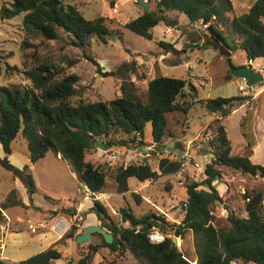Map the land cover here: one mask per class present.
I'll return each instance as SVG.
<instances>
[{
  "label": "trees",
  "instance_id": "obj_1",
  "mask_svg": "<svg viewBox=\"0 0 264 264\" xmlns=\"http://www.w3.org/2000/svg\"><path fill=\"white\" fill-rule=\"evenodd\" d=\"M106 1L112 8L117 0ZM231 11V0H155V9L123 22L122 26L145 40H151L152 29L164 19V14L177 12L184 15L190 26L196 23L207 25L210 39L217 44L218 49L220 42L224 44V39L214 24L222 22ZM21 14L22 29L30 39L40 37L45 41H53L58 38V30H62L73 36L72 44L76 47H83L91 36L107 44L109 32L104 25V18L87 20L76 6L66 4L63 0H12L8 6H0V20H11ZM262 19L264 0H255L246 14L229 22L231 31L241 37L238 48L244 51L248 61L264 57ZM166 25L174 24L168 22ZM158 45L165 50L172 48L165 42H158ZM26 47L23 44L22 49ZM86 59L97 66L92 58L87 56ZM225 61L229 69L234 67L230 58ZM130 70L134 71V68ZM25 76L30 82L29 88L0 86V146L3 153L0 166L21 182L29 201L36 192L29 166L18 169L7 160L11 154V144L20 133L26 141L30 164L44 158L49 150L57 152L69 163L78 182L91 194H99L106 187V172L102 166L85 161L86 153L95 148L94 141L102 140L108 151L114 147L124 150L143 149L148 147L143 141L144 128L146 123H150L152 145L163 153L159 145L163 138L171 137L165 115L172 112L187 114L191 108V103L183 99L186 82L182 79L165 76L151 79L147 83L145 101L137 94L133 82L123 81L119 86L120 97L107 102H89L79 99L81 94L76 87L79 82L77 75L58 70L47 61L38 62L25 71ZM232 78L228 71L224 81ZM191 89L193 97L195 88ZM73 99L77 101L73 102ZM247 100L246 97L236 96L202 102L206 111L218 117L211 125L214 132L210 143L212 160L206 163L201 182H190L185 186L184 214L179 225H169L157 213L136 217L129 208H121V221L128 227L120 228L107 222V209L100 201L94 200L90 212L95 214L100 226L114 238L112 244L103 243L100 246L112 252L128 249L147 264H188L170 237L165 238L161 244L148 242L146 232L155 227L163 234H173L175 237H181L186 231L191 232L195 264H264L262 193H245V216L237 217L230 211L224 227L214 225L215 216L211 211L212 206L222 203L220 194L212 185L221 176L219 168H227L243 176L264 178V165L254 164L248 157L231 154L230 141L220 122ZM255 102L261 103L264 114V92ZM180 148V144L175 143L173 149ZM183 166L182 160L178 158L162 157L154 171L148 164L132 161L115 170L113 183L118 194H125L130 178L139 182L155 181L180 173ZM13 204L18 206L21 203L16 200ZM135 226H140L137 234H134ZM77 232L78 229L72 227L62 240L76 237ZM100 246H90L88 254L79 264H89ZM60 258L59 251L49 248L14 264H51Z\"/></svg>",
  "mask_w": 264,
  "mask_h": 264
},
{
  "label": "rangeland",
  "instance_id": "obj_2",
  "mask_svg": "<svg viewBox=\"0 0 264 264\" xmlns=\"http://www.w3.org/2000/svg\"><path fill=\"white\" fill-rule=\"evenodd\" d=\"M11 1L0 0V6L2 4L8 6ZM63 1L66 4L76 6L87 20L103 17L104 25L109 32L107 44L101 43L96 36H91L83 47H76L72 44L73 36L62 30H58V38L53 41H45L40 37L30 39L26 37L22 29L23 14L11 20H0V86L29 88L30 82L25 76V71L40 61H47L54 64L58 70L77 75L79 82L76 87L81 94L79 99L89 102H107L120 97L119 86L123 81L133 82L137 88V94L145 101L147 82L149 80L159 76L182 79L186 82L184 88L185 97L183 99L190 102L191 107L194 106V109L189 113L188 120H178L184 117L181 113L166 114L169 131L173 138L179 140L177 143L180 144V149H183L182 142L184 141H182V138L186 133L187 126L186 137L192 138L199 132L201 125L209 118V113L205 107H201L202 102L237 92L236 86L229 85L225 87L222 83L221 77L226 71L227 63L225 58L219 55L217 44L210 39V32H206L201 23L190 26L181 13H176L177 15L173 16L165 15L164 19L152 29V39L145 40L122 26L123 22L135 19L137 11L139 13L143 11L139 4L133 0H117L112 8L106 0ZM254 1L234 0L237 14L239 13L238 9L243 8L244 4L253 3ZM150 5L152 10L155 9V0H151ZM234 15L235 13L231 11V13L226 14V18L222 22H216L214 26L223 36L227 50L233 53L234 61L240 63L245 59V53L241 49H237L239 43H236V39L241 37L233 33L229 25L230 17ZM168 22L176 25L177 29L175 30L181 32L179 36L177 35L178 37L170 36L172 41L176 40L178 42L180 40L178 51L173 48L165 50L158 45V36L163 32ZM199 32L205 34L199 35ZM23 44L27 46L25 49H22ZM219 45L223 44L220 42ZM87 56L95 60L97 66L88 61L86 59ZM202 57L205 59H201ZM258 63H260L258 65L259 68L264 69V59L254 62V67ZM12 68H15V70H12ZM131 68H134V71H131ZM261 83H264V81ZM191 87L195 88L193 97L191 96L193 94ZM76 101L77 99H73V102ZM246 102H248V107L257 104L258 106L261 105V103H256L255 100L250 98ZM254 111V107L251 110L248 108V114L243 117L240 123L238 122V115H232L220 121L221 125H223V120L226 119L224 125L228 138L233 143L235 153L241 148L240 145L235 146L240 140L239 135L243 138L244 144H246V147L242 150L243 153H248L256 141L264 146V124H262L259 114H254ZM253 119H256V123H254ZM151 131V124L146 123L143 138L148 143H151ZM213 136V127L210 125L201 133V140H197L191 145L194 148L193 151L206 156L210 154L212 150L210 143ZM163 142L164 140H162L161 144ZM239 144H241V141H239ZM11 147L15 153L14 160H17V164L23 163L27 158V147L21 133L12 142ZM180 149L173 151L184 164L180 173L161 177L155 181L139 182L134 178H130L128 180V191L125 194L116 192L112 177L116 169L125 166L124 155H120V161L117 164L109 166L108 150L102 151L95 147L93 150L88 151L85 155V161L95 166H102L106 172V187L102 192L105 197L103 198L100 194H97V196L102 198L100 202L107 208V222L127 228L128 226L121 221L119 210L121 208H129L136 217L157 213L169 225H179L184 214L185 186L190 182H201L204 179V167L208 163L204 157L200 159L195 157L181 158ZM112 150L120 151L119 148L115 147ZM158 153H160L158 157L153 152L147 154V158H151L153 161L150 164L152 170L157 169V162L165 156L164 152ZM131 155L126 157V159L131 158ZM0 157H3L1 146ZM137 158L140 157L135 155V162L141 163ZM210 160H212V156H210ZM255 160L259 164H264V147L255 156ZM129 162H132V160ZM195 163L199 164V168L193 166ZM219 169L221 176L216 180L218 183L215 181L212 185L214 184L213 186L216 188V186L224 184L225 187L223 188L225 191L222 194V203L212 206L211 211L215 216L214 225L216 227H224L227 225V216L221 217L219 209L221 207L226 208L227 213L231 211L237 217H244V194L258 191L264 196V178L243 176L227 168ZM57 175L62 176L66 180L67 185L64 188H60V186L53 185L45 180L46 182H43V186L46 190L53 196L72 197L82 201L84 193L81 188L75 190L76 183L72 181L71 177L65 171L57 172ZM13 179L12 174L0 166V206L5 209L11 220V214L18 210V206H13L18 197L17 191L14 189ZM202 188L199 187L198 189ZM23 196L26 198L25 194ZM43 197L44 195L40 191L36 193V198L41 201ZM90 204L93 205L90 199L83 201L84 207ZM262 205H264V202H262ZM26 215H28V219L31 222L43 221L46 226L45 229L40 230V228L44 227L39 226L36 229H31L26 223L23 224L17 243L7 241L5 256L11 263L36 255L54 239L48 232L50 226L47 220L43 218V213L36 214L30 208ZM90 219L87 216L86 221ZM76 222L82 226L83 221ZM70 224L71 229L75 223ZM98 225H101L99 221ZM77 229L80 230L78 232L80 233L83 228ZM37 230H39V233L43 232V236H39L40 234L37 233ZM74 238L60 240L59 243L51 246V248L61 253V258L51 264H79V261L88 254L90 246L103 244L101 237L98 235H94L90 241L82 244H75ZM180 240L181 247L178 251L188 261V264L195 263L196 257L192 233L189 231L183 232ZM89 264L147 263L136 258L128 249L123 248L112 252L100 246ZM237 264L244 263L238 262Z\"/></svg>",
  "mask_w": 264,
  "mask_h": 264
},
{
  "label": "crops",
  "instance_id": "obj_3",
  "mask_svg": "<svg viewBox=\"0 0 264 264\" xmlns=\"http://www.w3.org/2000/svg\"><path fill=\"white\" fill-rule=\"evenodd\" d=\"M231 4H232V13H235V15L230 17V21L233 18H237V17H239V16H241L243 14H246L248 12L250 6L252 5V3L244 4L243 8H239L240 10L238 9L239 13L237 14V12H236L237 8H236V6L234 4V0H231ZM116 5H118V4H116ZM149 6H150V10H152L150 3H149ZM176 13L177 12H166L164 15L173 16V15H177L178 14V13L177 14ZM142 14H143V11H142V13H139V11H137V17L142 15ZM262 21H264V19H262ZM175 29H177L176 25L165 26L163 32L161 34H159L160 37L158 36V42L170 43V45H172V48L174 50L178 51L179 47H180V45H179V41L180 40L178 42H176V40L172 41L171 37H170V36L176 37L177 35L179 36L181 34V32L179 30H175ZM205 31L208 32L207 29ZM203 34H205V33L199 32V35H203ZM240 41H241V38H237L236 39V43L237 44L240 43ZM237 49H238V47H237ZM213 54L216 55L215 52H213ZM201 59L204 60L205 58L202 57ZM262 59H264V57L257 58L255 60H253L252 61V65H251L252 69L254 71L260 72L261 75L264 74V69L259 68L258 65H260V63L255 65V67H254L253 64H254V62L262 60ZM230 60H231V63H232V65L234 67L248 65V60L246 59V56H245V59L243 61H241L240 63H236L234 61L232 52H230ZM228 71H229V68H228V65H227L226 71H225L224 75L221 77V81L225 85V87L229 86V85L236 86L235 88H236L237 92L233 93L232 95H227V96L220 97V98H229V97L242 96V94L238 91V86H239L241 80L232 78L229 81H224V76L226 75V73ZM262 81H264V76H262ZM227 91H228V89H227ZM262 92H264V83H260V84L256 85L252 89L251 92H248V96L251 93V95L254 96L253 100H255ZM247 104H248V102H246L245 104H242L239 107H237L236 109H234L231 112V114L228 117H226V119L231 117L232 115H238V122L240 123L242 121L243 117H245L248 114L247 113L248 108H249V110H251L254 107V109H255L254 114L255 113L259 114L258 116H259V118H261L262 124H264V114H262L261 105L258 106V104H257L255 106L252 105L253 107L252 106L248 107ZM202 106H204V104H202L201 107ZM192 109H194V106L189 109L187 114H183L184 115L183 118H179L178 120L187 119L188 116H189V113L192 111ZM177 113H179V112H177ZM165 117H166V115H165ZM216 119H218L216 114L209 113V118L206 120V122L204 124L201 125V127L199 129V132L196 135H194L192 138H187L186 137V133H187V130H188V126H187L186 133H185L184 137L182 138V141H184V142H182L183 143V149H180L181 150L180 153H182L181 158L195 157L196 159H200V158L204 157V158L207 159L208 162L210 161V156H212L211 153L207 154V156L203 155V154H199V153L193 151L194 148H192L191 145L193 144V142H195L197 140H201V138H200L201 133L208 126L212 125ZM256 119H257V117H256ZM256 119H253L254 123H256ZM225 120H223V125L225 123ZM224 129H225V132H226V135H227V138H228V133H227L225 125H224ZM167 130H168L169 134L171 135V137L163 138L164 142H163V144H160L159 147H160V149H162L161 148L162 145L172 144L173 143L171 148H170V152H166L164 149H162V150H164V153H165L164 157H168L169 159H177V156L175 155L176 153L173 152L174 151L173 147H174L175 143H177L179 140L177 138H173V135L169 131L168 120H167ZM239 137H240L239 141H241V144H239V141H238V143H236L235 146L236 145H240L241 148L237 151V153L234 152L233 143L228 138V140L230 141V144H231V154L232 155H241V156L248 157L252 163L259 164L258 162H256V160L254 161V159H255V156L258 154V152L264 146H262L261 144L258 143V141H256L255 145L253 147H251V149L248 151V153H243L242 150L246 147V144H244L245 142H243L244 140H243V138H241L240 135H239ZM143 141L147 144L148 147H145V148H143V149L138 151L137 155H140V156H138L140 158H137V159H138V161H141V163L135 162V159H134L135 156L133 157L131 154H128V155L124 156L126 162L131 159L136 164H148L150 166V164L153 161L151 160V158H147V154L149 152H153V153H155V155L157 157L160 156V153H158L159 151L155 147H153V145H152V138H151V143L146 142L144 140V138H143ZM26 147H27V145H26ZM123 150L124 149H120V151H119V152L122 153V155L124 154ZM176 150H178V149H175V151ZM14 155H15V153H14L12 147H11V154L7 158L8 162L13 167L18 168V169H21L25 165L29 166L32 178H33L34 183H35L36 192L34 193V195H32L31 201H29V199H28V197L26 195V191H25L23 185L21 184V182L18 179H15V178L13 179L14 189L17 191V195H18L17 200H19L21 204L18 205V207H17L18 210L11 214L12 227H11V233L8 235V239H7L8 242L17 243V241H18L17 238H19L20 235H21L23 224H25V223L27 224V221H29L30 223H33V222L30 221V219H28L29 218L28 215H26V212H28V210L30 208L36 214H38V213H40V214L43 213L44 214L43 218L45 220H47L48 225L50 226V229H49L48 232L54 238L51 242H49V244L46 247L42 248L40 252L46 251L47 249L51 248V246L53 244L59 243V241L62 240V238L66 234L69 233L70 226H71L70 223H75L76 224L77 223L76 221H79V222L83 221L82 226L79 223L77 224L78 226L80 225L79 228H84V227L89 226V225H98L97 217L95 216L94 213L90 212V209L92 208L93 205L90 204L87 207H84V205H83V201H87V200L90 199L91 202H93L95 199L91 198V197L88 198V196H86V192H89V191L86 189V187H84L82 184H80L78 182V180L76 178V175L72 171L69 163L66 160H64L59 153L54 152L52 150H49L46 153V155L44 156V158H42L41 160L37 161L34 164H30L29 157H28V151H27V158L24 160L23 163H20V164H17V162H16L17 160H14ZM130 155H131V158H129V159L127 158L128 159L127 160L126 157H128ZM133 155H134V153H133ZM2 158L3 157H0V159H2ZM145 161H147V162L145 163ZM157 164H158V162H157ZM259 165H264V164H259ZM155 170H157V169H155ZM60 171H65V173H67L68 176L71 177L72 181L74 183H76V189L75 190H79V188H81L82 192L84 193V197H83L82 201L81 200H77V199L72 198V197L69 198V197L53 196L43 186V182L46 180V181H49L50 183H52L53 185L56 184V185L60 186V188H64L67 184H66V180L62 176H58L57 175V172H60ZM223 187H225L224 184H220V185L216 186V190L220 194L221 199L223 198L222 194L225 191ZM72 189H73V187H72ZM39 191L44 195V197L42 198L43 199L42 201L40 199L36 198V193L39 192ZM24 194L26 195V198L23 196ZM99 194H100V196H103V198L105 197L104 193H99ZM100 199H102V198H99L98 201H100ZM13 206H11V207H13ZM104 207L106 208L105 205H104ZM87 216L90 217L91 219L86 221ZM57 222L67 223V226L64 227V229L62 230V232L60 234L55 233L52 230L53 225L55 223H57ZM34 224L37 225V228L39 226H43L44 227L42 229L40 228V230L45 229V226H46L43 223V221H40V222H37V223H34ZM72 227H74V226H72ZM79 231L80 230L78 229V232ZM37 233L40 234L39 236H43V234H44L43 232L39 233V230H37ZM17 262H20V261H16V262H13V263H11L9 261L10 264H14V263H17Z\"/></svg>",
  "mask_w": 264,
  "mask_h": 264
},
{
  "label": "built area",
  "instance_id": "obj_4",
  "mask_svg": "<svg viewBox=\"0 0 264 264\" xmlns=\"http://www.w3.org/2000/svg\"><path fill=\"white\" fill-rule=\"evenodd\" d=\"M201 25L203 26V28L205 30L207 29V25H203V24H201ZM239 80H241V79H239ZM252 89H253V87H248L244 80L240 81V84L238 86V91L242 94L243 97H247V98H250L251 100H253L254 96L251 95V93L248 96V92H251ZM137 140L140 141L139 136H137ZM139 150H141V149L138 148V149H134V150H123L124 154H125V155L124 154L123 155L126 156L128 154L134 153V155H132L133 157L135 155L140 156V155H137ZM121 154L122 153L119 151H114L112 149L109 150V153H108V158H109L108 164H109V166H113V165L117 164L120 161V157H121L120 155ZM127 164H128V161L125 162V166ZM193 166L195 168H199V164H197V163H195ZM87 193H89V192H86V196H88V198H90V196H91V198L94 197L95 200L99 199L97 194H91V193L87 194ZM183 207H185V205H183ZM219 214L221 217H226L227 211L221 207V209H219ZM27 224H28V226L31 227V229L37 228V225L34 223H30L29 221H27ZM77 224L78 223L74 224V227L79 228L80 225L78 226ZM66 226H67V223L57 222L53 225L52 230L55 233L60 234L62 232V230L64 229V227H66ZM11 227H12V220L6 214L5 209H3L0 206V264H10L9 261L7 260L6 256H5V250H6V245H7V237L11 233ZM120 228H122V227H120ZM139 232H140V226H135L134 227V234H137ZM167 237H170L171 240L175 239L174 245H176L175 247L179 250L181 247L180 237H175L173 234L165 235L158 228H155V227L149 229L146 232V238H147L148 242L151 244H161L164 242L165 238H167ZM183 259L186 260L185 258H183ZM193 264H195V263H193Z\"/></svg>",
  "mask_w": 264,
  "mask_h": 264
},
{
  "label": "water",
  "instance_id": "obj_5",
  "mask_svg": "<svg viewBox=\"0 0 264 264\" xmlns=\"http://www.w3.org/2000/svg\"><path fill=\"white\" fill-rule=\"evenodd\" d=\"M138 3L143 9V12H149L150 6L148 0H133ZM223 44V43H222ZM218 53L225 59L230 58V52L227 50L225 45H221L218 48ZM253 60L248 61V65L233 67L229 69V74L235 79L244 80L248 87H254L262 82V75L260 72L254 71L251 67ZM173 144V143H172ZM172 144L162 145L161 148L166 152H170ZM94 145L97 149L105 151V146L102 140L98 139L94 141ZM94 235L101 237L104 244H112L114 238L113 235L102 228L100 225H89L83 228L82 232L78 233L74 239L75 244H82L92 239ZM172 244H175V239L171 240Z\"/></svg>",
  "mask_w": 264,
  "mask_h": 264
},
{
  "label": "bare ground",
  "instance_id": "obj_6",
  "mask_svg": "<svg viewBox=\"0 0 264 264\" xmlns=\"http://www.w3.org/2000/svg\"><path fill=\"white\" fill-rule=\"evenodd\" d=\"M191 264H193V263H191Z\"/></svg>",
  "mask_w": 264,
  "mask_h": 264
}]
</instances>
